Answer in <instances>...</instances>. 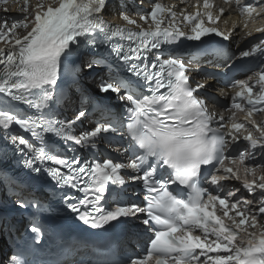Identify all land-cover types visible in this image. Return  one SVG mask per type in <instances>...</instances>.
Segmentation results:
<instances>
[{"label": "snow or ice", "instance_id": "snow-or-ice-1", "mask_svg": "<svg viewBox=\"0 0 264 264\" xmlns=\"http://www.w3.org/2000/svg\"><path fill=\"white\" fill-rule=\"evenodd\" d=\"M224 2L235 3L245 18V28L255 17L264 15V0ZM107 6L108 0H36L34 5L22 0L20 18L14 17L11 23L0 18V94L39 113L22 116L11 108H0V129L18 151L32 154L25 160L32 171H42L37 162L48 164L46 171L57 185L84 193L76 203L63 197L84 224L101 229L113 226V222L144 217L140 223L149 232L148 239L144 249L128 257L126 264H264V225L258 221L264 216V173L257 175L256 167L246 164L249 161L264 168V126L253 119L255 113L264 112V69L256 73L254 82L249 77L232 83L237 90L231 97V109L245 111L247 105L244 121H238L231 109L227 117L211 113L198 95L205 85L190 83L189 65L171 54L165 58L159 50L182 37L201 43L213 34L229 39V32L217 26L225 9L217 10L214 0H196L190 5L195 11L185 7L177 12L175 5L151 0L150 9L139 17L148 25L144 27L128 15L126 5L120 12L125 25L105 20ZM256 31L264 32V28ZM114 37L127 45L112 44ZM99 42L111 44V54L143 81L132 88L119 76H109L99 85L103 93L119 94L122 89L126 93L120 99L126 102L127 124L121 126L130 140L128 150L134 149L128 162H120L117 155L115 159L82 163L79 157L69 159L52 147L55 136L96 148L98 139L118 130L108 120L76 135L74 126L86 118L85 111L61 121L49 109L55 100L53 90L62 60L82 44L96 46ZM151 50L157 52L149 61L146 54ZM239 55L264 57V40ZM105 62L106 57H100L85 63L91 69L93 64ZM246 122L259 136L247 130ZM15 125L31 138L13 135ZM241 141L244 151L238 148ZM241 169L243 187L259 197L256 204L223 191L225 180L241 179ZM122 172L132 182L142 183L147 193L143 207L120 200L101 206L110 186L125 184ZM213 187L219 190L216 194L210 190ZM31 231L40 238V226L34 224ZM12 264L25 262L13 256Z\"/></svg>", "mask_w": 264, "mask_h": 264}, {"label": "bare ground", "instance_id": "bare-ground-1", "mask_svg": "<svg viewBox=\"0 0 264 264\" xmlns=\"http://www.w3.org/2000/svg\"><path fill=\"white\" fill-rule=\"evenodd\" d=\"M122 10L124 11L125 9H122ZM175 10L177 11L178 8H176ZM21 34H23V33H21ZM230 41H231V36L229 37V39H227L228 43H230ZM0 47H3V44H0ZM231 51H232V49H231ZM202 62H203V60L199 61L198 65L194 69L192 68V65L189 64L191 66V68H190L191 76L194 77L193 79H195V77L197 78L196 81L191 80L192 85H195L196 83H203L205 85V87L202 90H206L208 92H211L212 94H216L219 96L220 93H222L224 91V89L220 85L219 81L215 80L214 78H210L211 76H209V74H205L206 69H211V68L216 69L217 67L212 66L210 64H208V65L206 64L205 66H203ZM222 64H224V63L222 62L220 65H222ZM88 87L93 89L94 84L91 83ZM2 197H3V195H2ZM3 230H5V229H3L2 223H0V235H1V232ZM1 245H2V241L0 238V264H6L5 263L6 258L2 254Z\"/></svg>", "mask_w": 264, "mask_h": 264}, {"label": "rangeland", "instance_id": "rangeland-1", "mask_svg": "<svg viewBox=\"0 0 264 264\" xmlns=\"http://www.w3.org/2000/svg\"><path fill=\"white\" fill-rule=\"evenodd\" d=\"M84 66H85V64H84Z\"/></svg>", "mask_w": 264, "mask_h": 264}]
</instances>
